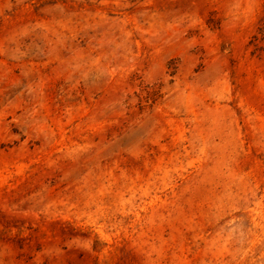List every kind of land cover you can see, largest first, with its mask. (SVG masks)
Instances as JSON below:
<instances>
[{"label":"rangeland","instance_id":"rangeland-1","mask_svg":"<svg viewBox=\"0 0 264 264\" xmlns=\"http://www.w3.org/2000/svg\"><path fill=\"white\" fill-rule=\"evenodd\" d=\"M0 264H264V0H0Z\"/></svg>","mask_w":264,"mask_h":264}]
</instances>
